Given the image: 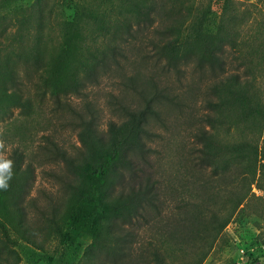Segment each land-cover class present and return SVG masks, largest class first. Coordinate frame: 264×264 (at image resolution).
Returning <instances> with one entry per match:
<instances>
[{
    "label": "rangeland",
    "instance_id": "obj_1",
    "mask_svg": "<svg viewBox=\"0 0 264 264\" xmlns=\"http://www.w3.org/2000/svg\"><path fill=\"white\" fill-rule=\"evenodd\" d=\"M149 7L153 23L136 24ZM130 18L134 34L126 31ZM125 38L116 61L112 42ZM169 40L187 61L176 66L157 45ZM218 44L222 66L205 58ZM13 69L33 98L28 111L12 106ZM231 73L239 80L226 83ZM83 77L79 91L54 94ZM156 88L162 116L154 124L151 170L166 203L141 227L136 246L159 247L162 261L150 264H264V0H0V158L19 146L36 168L24 221L35 243L22 237L24 223L0 201L16 264L106 257L107 232L67 217L73 208L86 222L97 216L99 193L72 195L61 234L39 217L65 194L55 174L64 163L47 159L41 147L55 139L75 151L80 114L94 112L106 129L122 100L136 104ZM19 181L14 175L4 194L10 204Z\"/></svg>",
    "mask_w": 264,
    "mask_h": 264
},
{
    "label": "trees",
    "instance_id": "obj_2",
    "mask_svg": "<svg viewBox=\"0 0 264 264\" xmlns=\"http://www.w3.org/2000/svg\"><path fill=\"white\" fill-rule=\"evenodd\" d=\"M152 8L139 10L137 16L139 20L136 24L153 23ZM162 24L160 27L163 26ZM125 26L126 31L132 34L131 18L127 19ZM160 30V32H164L163 28ZM117 40L112 42L110 54L114 60L119 61L122 43L126 38L122 42ZM159 44L157 43L159 48L175 62L176 66L179 59L187 61L186 57L189 54L176 53L175 44L170 40L163 46ZM218 45L205 58L213 63L219 62L222 66L224 61H222L220 53L225 49L222 44ZM166 49L169 51L166 52ZM200 59L206 61L203 55ZM104 60L105 58H102V62H105ZM93 74L89 71L86 77L89 78ZM226 79V83L231 79L238 81L239 76L231 73ZM11 81L12 106L20 107L24 111L30 110L33 106V98L24 91L22 78L15 69L12 70ZM84 83V77L74 78L69 87L65 86L66 88L61 91L55 90L54 94L59 98L61 92L79 91ZM151 91L143 93L136 104L122 100L118 118L111 119L106 129L101 128L99 116L94 112L89 115L80 114L81 146L75 151L69 150L55 139L49 140L41 147V153L45 154L47 159L55 162L62 161L65 165L63 173L55 174L58 176L66 196L64 194L60 197L58 202L52 205L51 210L41 209L39 215L43 221L52 223L56 232L63 233V225L60 220L66 204L73 194L89 199L90 196L94 198L99 193L101 208H99L98 212L100 213L97 216L86 222L82 216V210L80 209L76 213L74 208L69 210L70 213L67 216L73 222L78 221L89 225L88 227L93 229L94 233L97 232V229L101 233L102 231L107 232L109 239L104 244L106 257L97 254L93 264H150L152 258L158 262L162 261V253L153 242L147 246H136L135 244L141 234V227L148 220L158 216L166 203L164 188H162L163 182L153 176L154 171L151 170L152 153L154 152L152 142L156 134V131L153 130L154 124L162 116L157 98L162 91L159 88ZM207 119L212 120L210 114L207 115ZM29 154L17 146L7 158H3L12 161V177L19 176L20 181L14 202L10 204V199L4 198L10 185L7 190H0V201L3 200L5 210L20 219L22 223L29 216V206L34 203V199L27 197L36 169L33 157L30 156L32 154ZM92 184L96 185V191L91 189ZM184 207L186 206L184 205ZM23 225L21 228L22 237L35 243V238L27 231L29 230L28 224L24 223ZM0 232L2 234L0 264H16L13 259L15 240L9 226L2 219H0ZM98 234H96L97 242Z\"/></svg>",
    "mask_w": 264,
    "mask_h": 264
},
{
    "label": "clouds",
    "instance_id": "obj_3",
    "mask_svg": "<svg viewBox=\"0 0 264 264\" xmlns=\"http://www.w3.org/2000/svg\"><path fill=\"white\" fill-rule=\"evenodd\" d=\"M0 148H3V142L0 141ZM12 161L0 158V190H7L9 181L12 178Z\"/></svg>",
    "mask_w": 264,
    "mask_h": 264
}]
</instances>
